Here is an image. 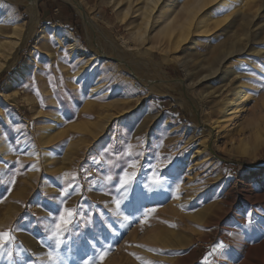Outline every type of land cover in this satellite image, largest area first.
Returning a JSON list of instances; mask_svg holds the SVG:
<instances>
[{
    "label": "rangeland",
    "instance_id": "obj_1",
    "mask_svg": "<svg viewBox=\"0 0 264 264\" xmlns=\"http://www.w3.org/2000/svg\"><path fill=\"white\" fill-rule=\"evenodd\" d=\"M79 1L101 28L92 33L101 47L74 0H37L31 37L0 72V231L11 237L0 242V264H60L50 253L62 264H246L247 246L261 240L257 223L264 225V203L242 201L248 191L264 195V58L254 54L264 48V0L252 10L245 0L204 6L194 17L205 14L201 31L191 25L176 48L154 31L133 35L145 29L141 0ZM0 18L6 42L16 39L11 23L21 35L31 27L24 4L3 0ZM65 30L83 56L56 42ZM231 42L241 50L226 55ZM121 52L152 63L143 68L167 76V86L152 89L128 63L117 64ZM19 67L26 79L5 94ZM237 89L245 107L211 129ZM124 171L135 176L120 188ZM210 202L223 216L195 222L194 211ZM64 207L75 215L57 249L52 229ZM179 207L182 219L174 218Z\"/></svg>",
    "mask_w": 264,
    "mask_h": 264
},
{
    "label": "bare ground",
    "instance_id": "obj_2",
    "mask_svg": "<svg viewBox=\"0 0 264 264\" xmlns=\"http://www.w3.org/2000/svg\"><path fill=\"white\" fill-rule=\"evenodd\" d=\"M7 1H9L10 3L15 2V3H19V4H24L26 6V11L29 13V15L31 17V23H30L31 27L29 26L30 29L28 30L27 33L21 35L22 33H19L20 29H19L18 25L16 24L17 22L16 23L13 22V23H11V26H12L11 33H12V35L16 36V39L13 40V41L10 40V41L6 42V41H4V40H2L0 38V72L3 69L9 68L12 64H14L16 62V59H17L19 51L25 46L26 42L31 37V35L33 33V30L35 28V24L38 22L37 21L38 20V9H37V5H36V1L37 0H15V1L7 0ZM128 1H129L128 6H130L131 2L134 3L137 0H128ZM168 1H171V2H168ZM229 1L230 0H182V1L181 0H167V2H165L164 0H141V4L142 5L139 6V8L137 10H140L141 18H142V23L141 24L145 25V29L142 31V28H137L136 30H134L133 35L137 36L140 39V38L143 37V34L145 32H147L149 30L151 32L154 31L153 35L164 37V39H166V40H164V42L167 45L168 44H171L173 46L175 45L174 48H176V46L178 44H180V42H182L183 39L186 40V38L188 36L187 34H188L189 30H190L189 27L191 25L194 26L195 32L201 31L199 29H201V27L204 25L205 14H203L201 16L199 15V17L197 16L196 19H194V17L197 15L199 10H201L204 6H206V5L210 4V3L211 4L214 3L213 5H216L217 7H219L223 3H228ZM245 1L247 2V8L249 10H252L251 8L254 7L255 4H256L255 0H245ZM2 5H3V0H0V11H1V6ZM74 5H75L76 9L78 10V12L83 17L85 30H86L87 33H89V40L92 41L97 48L101 47V44L98 42V40L96 38L93 37L94 35L92 34L95 29H100L101 30L100 26L96 23L94 17L91 16L90 13L85 11L84 7H82L81 2L79 0H74ZM128 9H129V7L126 8V10H128ZM10 16H11V14H10ZM255 17H256V15H255ZM248 19L250 21V18H248ZM7 20H9V19H7ZM0 21H1L0 22V31H1L2 25L4 23L2 22V19ZM192 21H194V22H192ZM261 23H264V19L261 20ZM246 29L249 30L248 28H246ZM259 31L263 32L264 31V27H262L261 30H259ZM69 33L70 32H68V30L67 31L65 30L63 32H55L54 33V38H55L56 42L59 43L60 45H62L63 42L64 43L68 42L69 46L66 48V51H69V53H72V52L75 53L76 52L77 55H80V56L82 55L83 56L84 48H82L79 40L76 37H74V36H70ZM151 36H152V34H151ZM263 38H264V36H263ZM261 41H264V39L261 40ZM104 44L107 45L109 47V49L111 48V49L116 50V45H115L114 41L111 40L110 38L106 37V42ZM161 44H163V41H162ZM168 47H172V46L168 45ZM234 50H241V47H236L235 43L231 42L228 45V50L226 51V55L233 53ZM118 52H120V51H118ZM254 52H255L254 54H257L260 57L264 58V48H262V47L261 48H255ZM55 55H57V54L55 53ZM128 56H130V55H128V53H124V54L122 53L120 57H117V58H114V59L116 60L117 64L118 63H128L130 65V67L134 69V72L137 73V75L140 77V79L143 82H145V84H148L150 86V88H152V89L154 88V86L160 87L162 84L166 85V83H168L167 82L168 80L166 79V78H168L167 76L164 75L165 77L163 76L162 77L163 79H161V78H158L152 72H146V69L143 68V67L146 65V66H151V68H152V66H153L152 63L141 62L140 60H137L136 58H130ZM62 57H61V59H62ZM125 57L128 59V61L126 60ZM82 58L83 57H79L76 60L79 61ZM89 60H90V58H89ZM85 63H87V62H85ZM82 68H83V66L80 65L79 68H77V69H79L77 71L78 72L82 71ZM40 69H41V67H40ZM43 75H45V74H43ZM25 79H26L25 78V69L23 67H19L9 77V79L7 81V84H6L5 94L13 92L16 89V87L22 81H24ZM38 80H41V79H38ZM160 80H164L163 81L164 83H161ZM134 84L136 85V83H134ZM40 86H41V84H40ZM94 87H96V86H94ZM41 88L43 89L44 87H41ZM96 89L98 90V88H96ZM163 91H166V89H164V87H163ZM122 92H123L122 93L123 96H125L124 95L125 89L122 90ZM245 93L246 92H244L242 89H237L236 91H234V94H233L232 97H230V98L226 97L224 99V106H223L222 113L220 115V119L216 120V124L215 125H213V126L210 125V126H212L211 129L217 128V130H218L220 126H222L227 121H229L230 117H232L233 115L236 116L235 114H237L241 108L245 107L244 105L241 104L242 103L241 101L246 97ZM135 98L138 99L139 96L136 95ZM148 117H152V116L149 114V116L147 115V117H145V118L147 119ZM216 133H217V131L213 135H215ZM258 194H256L253 191L245 192L244 196L242 198L243 199L242 201L244 203H249V204L250 203L251 204L252 203L260 204L261 202L264 203V195L263 196H259ZM213 203L214 202H210L209 204L207 203V205L205 207L199 206L198 209L194 211V221L195 222H201V223L202 222H204V223H206V222L209 223L210 222L211 223L213 218L217 219V217H215V216L217 214L218 215L220 214L219 210H221L222 208L220 209V207L216 206V204H213ZM219 206H221V205L219 204ZM177 210L178 211H176V213L174 214L175 215L174 218L177 217L178 219H182L183 215H184L183 214L184 210L182 209V207H179ZM219 216L218 217L220 219L223 216V213H221ZM259 216L263 217V215H261V214ZM257 225H258V228H259V234H261V236H260L261 240H260V242L255 243L253 246H247V247H249L248 251H246L248 253V255H247L246 259H245L246 262L244 261L246 264H264V225L260 224V223H257ZM179 231H181V230L179 229ZM174 232L177 233L176 237L177 236L178 237L182 236L181 232H176V231H174ZM246 250H247V248H246ZM156 255H158V257H159V256H162L163 254L160 255V254L156 253ZM159 264H160V262H159Z\"/></svg>",
    "mask_w": 264,
    "mask_h": 264
},
{
    "label": "snow or ice",
    "instance_id": "obj_3",
    "mask_svg": "<svg viewBox=\"0 0 264 264\" xmlns=\"http://www.w3.org/2000/svg\"><path fill=\"white\" fill-rule=\"evenodd\" d=\"M130 147V146H129ZM17 163L19 164L20 162L17 161ZM21 167H24L22 164H21ZM31 169H36V166L33 164V165H30L29 166ZM136 165L135 163H131L128 165V168L129 169H132V168H135ZM18 171V170H17ZM64 176L67 177L68 176V173H64ZM135 176V173H129L128 171H124L121 176H120V179H119V187L120 188H124L126 185H128L131 180L133 179V177ZM73 178H75V176L73 175ZM17 182V176L14 174L12 175L11 177V185L14 186ZM153 184L155 185H159L161 183V179L159 176H156L153 181H152ZM69 187H71V185H69ZM176 188L177 190L179 189V185H176ZM9 192H11V188L9 187L7 189ZM68 194L67 192V188H65L63 191H62V195L66 196ZM174 198H179L177 194L174 193ZM119 201L116 202L117 204V207H119ZM150 212L151 211H155V209H150L149 210ZM75 215V212L73 209L71 208H68V207H64L62 208L60 211H59V215L58 217L56 218L55 222H54V227L52 229V238L55 240V245L57 247V249L63 244V239H62V236L63 234L68 230L69 226L71 225V223L73 222V217ZM147 217H148V213H145V220L142 221V222H145L147 221ZM125 219H127V217H125ZM10 235L7 231H0V242H3L5 239H10ZM138 247H142L140 245H138ZM9 255H11V253H9ZM106 256V253H102L101 256H100V259L103 260ZM49 258L54 260V261H59L60 264H62V258L59 256V253H56L55 255H53L52 253L49 254ZM137 259H140V257H136ZM84 264H89L88 261H85ZM144 264H151L150 261H145Z\"/></svg>",
    "mask_w": 264,
    "mask_h": 264
},
{
    "label": "built area",
    "instance_id": "obj_4",
    "mask_svg": "<svg viewBox=\"0 0 264 264\" xmlns=\"http://www.w3.org/2000/svg\"><path fill=\"white\" fill-rule=\"evenodd\" d=\"M134 87L137 88V89H140V87L136 84H134Z\"/></svg>",
    "mask_w": 264,
    "mask_h": 264
},
{
    "label": "crops",
    "instance_id": "obj_5",
    "mask_svg": "<svg viewBox=\"0 0 264 264\" xmlns=\"http://www.w3.org/2000/svg\"><path fill=\"white\" fill-rule=\"evenodd\" d=\"M57 11V10H56Z\"/></svg>",
    "mask_w": 264,
    "mask_h": 264
}]
</instances>
